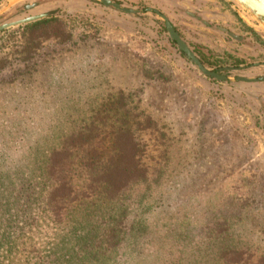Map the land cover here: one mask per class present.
<instances>
[{"label": "rangeland", "instance_id": "374dc122", "mask_svg": "<svg viewBox=\"0 0 264 264\" xmlns=\"http://www.w3.org/2000/svg\"><path fill=\"white\" fill-rule=\"evenodd\" d=\"M230 1L229 15L215 8L219 22L234 19L231 25L236 26L242 12L264 30L244 7ZM31 2L36 5L24 8ZM112 10L97 8L91 0H0V24L37 13L56 18L33 31L41 35L36 56L20 63L19 72L34 75L0 86V107L20 111L25 131L19 128L18 137H28V144L37 143L43 152L56 144L58 126L85 116L104 97L123 93L129 106L158 127L144 137L165 140L169 162L164 193L152 199L156 212L195 203L202 216L230 219L225 241L264 252V83L221 82L197 72L196 65L168 50L162 27L157 31L149 21L119 12L121 19ZM26 23L2 28L4 50L13 38L31 33ZM175 23L182 24L180 18ZM30 90L34 95L27 97ZM221 245V240L202 245L180 263L219 264ZM136 262L167 261L149 253Z\"/></svg>", "mask_w": 264, "mask_h": 264}, {"label": "trees", "instance_id": "16d2710c", "mask_svg": "<svg viewBox=\"0 0 264 264\" xmlns=\"http://www.w3.org/2000/svg\"><path fill=\"white\" fill-rule=\"evenodd\" d=\"M53 20L26 23L31 33L13 38L8 50L0 34V75L7 74L0 86L34 75L19 72L20 63L36 56L38 31ZM103 99L58 126L56 144L43 152L18 137L20 111L7 108L16 106L0 107V264H139L149 253L181 264L219 240V264H264V252L225 241L230 219L202 216L195 203L156 212L152 199L164 193L169 162L165 140L144 137L158 127L123 93Z\"/></svg>", "mask_w": 264, "mask_h": 264}, {"label": "flooded vegetation", "instance_id": "af4514ba", "mask_svg": "<svg viewBox=\"0 0 264 264\" xmlns=\"http://www.w3.org/2000/svg\"><path fill=\"white\" fill-rule=\"evenodd\" d=\"M91 1L97 8L118 11V17L121 19L122 16L119 12L132 15L137 20L149 21L157 31L158 27H162L164 32L167 33L164 42L166 41V44H168V50L190 61L178 48L176 41L170 37L164 25V20L161 21L162 17L155 12V10H158L168 17L181 38L189 46V49L204 66L215 73L224 74L222 79H212L223 82L228 78H233L237 82L264 83V79L243 80L237 78L238 76L264 77V30L258 24L252 23L242 12L237 13L236 26L231 25L234 19H230L231 23H228V21H225V24L219 22L217 18L218 11L226 15L231 13L229 8L233 7V4L230 0H111L121 6L138 9L135 12H126L112 5H105L100 0ZM31 3H34V5L24 6V8H31L36 5L35 2ZM215 8H219V10L214 11ZM179 18L182 22L180 27L175 23V19ZM159 21L162 22V25L159 24ZM188 24L194 28L189 27ZM218 34L222 35L223 42H220L222 39L220 40L216 36ZM235 44L238 46L242 44L247 48L236 50L234 48ZM196 68L197 72H202L197 65Z\"/></svg>", "mask_w": 264, "mask_h": 264}, {"label": "water", "instance_id": "95a60500", "mask_svg": "<svg viewBox=\"0 0 264 264\" xmlns=\"http://www.w3.org/2000/svg\"><path fill=\"white\" fill-rule=\"evenodd\" d=\"M103 4L105 5H112L115 8L122 9L126 12H135L138 9L126 7V6H121L117 4L116 2H113L111 0H100ZM237 3H239L242 7H244L254 19H256L262 26H264V0H234ZM31 5H34V3L31 4H25V7H29ZM149 9V8H148ZM162 19L164 20V25L172 39H174L178 45V48L188 57V59L194 64L197 65V67L206 75L212 76V78H219L222 79L224 78V74H221L219 72H213L212 70L208 69L206 66H204L199 59L195 56V54L189 49V46L186 44V42L181 38L179 33L176 31L174 26L171 24L170 20L168 17L160 12L156 11ZM46 13H37V14H32V15H27L23 16L14 20L6 21L0 24V29L6 28L9 26H14L18 25L21 23H26L29 21H33L36 19H41ZM238 79H243V80H257V79H264L263 76L253 78V77H246V76H238Z\"/></svg>", "mask_w": 264, "mask_h": 264}]
</instances>
